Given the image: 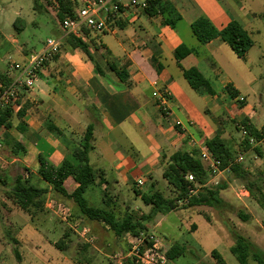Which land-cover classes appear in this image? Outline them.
<instances>
[{
	"label": "crops",
	"instance_id": "1",
	"mask_svg": "<svg viewBox=\"0 0 264 264\" xmlns=\"http://www.w3.org/2000/svg\"><path fill=\"white\" fill-rule=\"evenodd\" d=\"M178 4L176 0H161L160 6L155 7V13L159 12L156 15L130 10L111 25L110 31L99 33L90 30L85 41L93 42L98 48H89L98 71L78 49L61 50L57 57L45 63L33 89L20 91V107L24 111L21 119L14 113L11 127L0 128L2 150L7 154L6 157L0 151V165L4 167L3 176L10 184L20 174L24 180L29 181L32 176L37 179L39 155L54 166L60 165L91 125L93 150L89 153V162L103 173V179H97L84 196L90 205H98L97 208L117 214L120 200L130 201L133 193L141 201L135 191L150 192L152 184L155 189L159 183L157 178L163 181V165L173 153L179 150L197 151L189 144L190 140L198 145L219 135L226 141H237L241 136L235 122L243 118L256 130L264 128V124H253L256 112L248 105L242 91L243 88L251 90L257 83L252 72L260 70L259 60L251 54L256 44L253 42L246 55L237 58L220 38L201 44L190 28L195 20L205 17L216 30L235 21L251 32L249 28L256 21L263 24L264 0H192L197 13L194 17L179 13ZM63 35L64 32H60L57 38L62 39ZM9 45L22 58L19 63L36 52L18 46L16 39L9 41ZM179 47L189 50V54L182 59H177L175 55ZM15 63L10 57L0 55V75L13 77L15 72L10 70V66ZM108 64L122 70L125 80H120ZM2 65L5 69L1 68ZM190 68L201 73L209 83L211 93L205 88L194 90L189 86L183 71ZM155 91L167 92L170 115L163 116L156 107L152 96ZM240 98L244 101L240 102ZM48 125L57 128L60 134L49 132ZM10 141L19 143L25 153L20 157L12 156L6 146ZM223 173L219 176L224 181L220 185L232 188ZM138 180L143 183L140 187L136 185ZM74 186L71 179L65 181L68 193ZM225 189L219 194L225 204L223 212L229 216L234 208L242 209L248 220L233 224L242 236L264 253V212L246 190L240 197ZM8 190L0 187L3 195L0 199V264H52L55 257L57 264H83L82 260L85 264L97 263L98 256L102 255L100 252H97L98 255L88 249L83 258H79L77 252L73 253L71 248L75 236L86 242L81 233H77L74 224L61 219L56 202L46 198L38 211L29 215L16 205L9 204L6 198ZM122 202L127 212L136 209L144 214L148 209L145 206L144 209L132 208L130 203L126 205L127 202ZM205 208L208 209L204 206L179 207L160 216L153 229L167 215L183 209L201 218L198 221L191 219L186 229L206 232L218 242L219 249L205 251L199 243L185 242L179 245L185 247L184 255H190L189 263L180 261L184 257L182 255L168 264H215L210 257L213 250L227 264L225 258L231 255L233 242L219 219L210 218ZM229 220L233 222L232 218ZM27 225L31 236L43 237V247L56 248L61 255L54 258L51 255L38 258L30 252L29 257L24 255L21 246L27 240L23 233ZM123 240L122 248L127 245L125 248L128 249L129 241ZM160 240L165 241V248L171 245L164 238L160 237Z\"/></svg>",
	"mask_w": 264,
	"mask_h": 264
},
{
	"label": "trees",
	"instance_id": "2",
	"mask_svg": "<svg viewBox=\"0 0 264 264\" xmlns=\"http://www.w3.org/2000/svg\"><path fill=\"white\" fill-rule=\"evenodd\" d=\"M42 1L47 5L51 3L56 5L55 17L60 24L67 18L77 19V10L81 7L76 0H32L33 10L35 12L47 14V10H44L41 4ZM160 1L154 0L148 2L144 12L150 16L158 14L159 12L155 13V7L160 6ZM190 28L193 35L201 44H206L215 38H220L228 45L237 58L244 57L253 46L250 33L235 21L228 23L221 30H216L207 18L200 17L190 25ZM22 29L20 28L19 31ZM79 33L80 35L78 37L72 34L63 35L60 46L61 50L78 49L82 51L90 62H92L94 69L98 71L96 61L89 50L90 46H93L94 49L98 48H95L93 42L88 43L85 41L89 37L90 30L81 27ZM187 54H189V50H186L184 47H179L175 51L177 59H182ZM108 68L120 80H125L126 75L122 70L113 64H108ZM183 77L192 89L205 88L208 93H211L209 83L197 69L190 68L184 70ZM11 83L12 79L10 77L0 75V87L7 88ZM20 101L21 94L18 93L14 104L20 107ZM14 109V105L0 109V128L11 127V119L14 113L18 119H21L24 111L21 107L17 110ZM235 128L241 136V141L237 145V152L232 151L228 142L219 135L205 141V145L213 156L220 161L221 170H227L235 179L247 180L249 174L241 164L243 161L241 156L243 153L249 151L254 155L262 156L260 148L257 147L258 145L252 144L253 141L255 143L259 142L262 139V134L261 131L256 130L244 118L235 122ZM47 129L55 135L60 134L59 130L52 125H48ZM6 146L14 157H20L25 153L24 148L14 141L7 142ZM92 150L93 126L89 125L77 147L60 165L54 166L46 158L39 155L37 179L32 176L29 181L24 180L20 174L10 184L7 178L0 174V187L8 188L9 193L6 194V198L29 215H33L38 211L46 198L67 208H70V206L66 203H72L80 216L81 222L89 229L90 234L94 238H97L99 229H106L105 227H107L106 230H109L118 241H121L124 235H130L132 238H139L146 235L150 231L151 226L156 224L160 216H164L179 207H208L218 213L220 223L224 226L233 242V245L230 247V252L238 264H264V253L251 241L242 236L236 230L233 222H230V217L223 212L225 204L219 198V194L226 187L219 184L204 186L207 180V167L197 158V151L190 153L179 150L173 153L163 165L162 179L167 185V191L172 193V197H166L164 190H154V184H152V190L150 192L138 193L135 191V194L140 196L142 204L148 207V212L138 215L135 212L124 211L122 216L119 217L112 210L93 207L84 196L86 190L97 179H103V173L90 165L89 153ZM188 174L193 175L195 185L198 187L197 192L190 197L188 196V190L193 185L185 180ZM67 179H71L75 184L71 193H68L65 188V181ZM257 184L259 183L247 180L245 190L248 192L250 198L264 212V193ZM184 200H187V204L179 205ZM234 214L241 222L248 220V216L242 209H236ZM185 251V247L179 244H171L166 248L165 255L168 261H172L184 255ZM128 252L129 249L128 251L122 250L120 253V257H122L121 264H139L134 257L128 255ZM16 257H18L17 253ZM210 257L214 260L215 264H225L216 250L210 253Z\"/></svg>",
	"mask_w": 264,
	"mask_h": 264
},
{
	"label": "rangeland",
	"instance_id": "3",
	"mask_svg": "<svg viewBox=\"0 0 264 264\" xmlns=\"http://www.w3.org/2000/svg\"><path fill=\"white\" fill-rule=\"evenodd\" d=\"M130 1V0H129ZM138 2L142 0H136ZM179 4L178 7L179 13L185 17H194L197 15L196 10L192 6V0H176ZM44 10H47V14L38 13L33 10L32 0H0V55H4L5 57H10L11 61L19 63L22 61V58L16 54L15 51L12 50L11 45H9V41L16 39L18 41V46L24 47L25 50L28 51H39L44 45L47 39L49 38H57V35L60 32H63L61 24L57 21L55 17L56 13V5L51 3L49 5L45 4L44 1L41 2ZM80 4V1H78ZM52 14V15H49ZM17 21V22H16ZM20 28H23L21 31ZM249 29H252L250 33L252 41L256 44V49L251 51V54L256 55L255 57L259 60L260 70L254 69L252 72V76L257 80L256 85L251 89L247 90L243 88V94L246 98V101L250 107L256 112V119L253 120V124L255 126L264 124V26L262 22L256 21ZM5 59H3L4 61ZM2 69H5V65L1 66ZM261 75L258 77V75ZM239 102V101H238ZM238 134V133H235ZM241 138L236 140L227 139L228 145L231 147L232 151L237 152V145L240 143ZM264 144V143H263ZM260 144L257 147L260 148L262 152V156H255L251 151L242 154L243 161L241 164L243 168L248 172L247 180L255 181L259 184V188L264 193V145ZM3 151V150H2ZM1 151V152H2ZM2 155L7 157L5 151L2 152ZM238 156V155H236ZM257 157L255 159V157ZM3 160H5L3 158ZM4 167L0 165V174H4ZM224 178L229 181L230 186L226 185V192L231 190L235 195L241 196V193L246 188L247 180H239L235 179L231 173L224 172ZM158 179V184L154 190L163 191L166 197H172V193L167 191V185L164 181H161L160 177ZM217 183L220 185L221 182H224L220 177H217ZM131 199L122 201L127 202L126 205L130 203L132 208L144 209V205L141 201H139L133 193H131ZM3 197L2 193H0V199ZM5 198V197H4ZM10 203L14 205L11 200L7 199ZM121 200L118 202V213L119 217L122 216V213L126 210L125 204ZM93 203V202H92ZM70 206L69 210L64 212L68 214V223H72L76 226L77 233H81L84 227H86L80 220V216L77 213L75 206L71 203H66ZM93 207H98V205H93ZM186 209V208H185ZM206 209V208H205ZM210 218L214 220H218V213H216L213 209H206ZM233 212L229 214L228 217L232 218L234 222H241ZM263 211V210H262ZM130 212H135L136 214H140L138 210L133 209ZM148 209L144 213H147ZM26 216V215H25ZM263 216V215H262ZM27 217V216H26ZM191 219H195L198 221L201 219L198 216H193L192 214L187 213L185 210H177L173 213L167 215L160 224L153 229L151 226L150 231L155 235L156 238L160 239L164 238L169 241L171 244H183L185 242L199 243L205 251L208 249H219L218 242L211 239L207 236L206 232H190L186 229L188 222ZM29 226L23 228V233L26 235L25 245L21 246L24 255L28 256V253L35 254L38 258L43 256L51 255L54 256L61 255L60 252L57 251L56 248L51 247H43L44 243L43 237L39 235L31 236ZM155 231V232H154ZM86 235L83 238H91L93 240L92 244L83 243L82 240L78 239L75 236L74 245L71 250L73 253L77 252L79 258H83L88 254V249L92 251V253L98 254L99 252L102 255L98 256L99 259L97 263L93 264H120L122 260L120 259V253L123 251H128L124 245V249L122 248L123 242L126 235L123 236L121 241H118L114 235L106 229H99L97 238H94L89 229L85 230ZM148 232V233H149ZM86 241V240H85ZM127 242V239H125ZM165 244V241H163ZM37 245V246H36ZM93 246V247H91ZM98 252V253H97ZM85 254V255H84ZM68 255L73 258L70 251H68ZM103 255H108L103 257ZM29 257V256H28ZM76 257V256H74ZM180 259L182 262L189 263L191 260L190 255H184ZM227 264H238L234 256L228 255L225 258ZM85 264L84 260L81 261ZM56 257L52 260V264H57ZM60 264V263H59Z\"/></svg>",
	"mask_w": 264,
	"mask_h": 264
},
{
	"label": "built area",
	"instance_id": "4",
	"mask_svg": "<svg viewBox=\"0 0 264 264\" xmlns=\"http://www.w3.org/2000/svg\"><path fill=\"white\" fill-rule=\"evenodd\" d=\"M81 7L77 10V19L67 18L61 24L65 35L72 34L76 37L80 35L79 30L81 27H85L89 30L99 33L108 32L111 30V25L125 12L130 10H141L147 7L148 2L154 0H142L140 2L136 0H130L123 2L122 0H79ZM61 39L49 38L46 40L45 45L36 52H33L23 63L11 64L10 70L15 72V75L11 77L12 83L7 88L0 87V109H4L8 106L14 105V108L18 107L14 104L17 99L18 93L21 90L30 91L33 89L34 83L37 80L40 70L45 63L53 60L61 53ZM156 107L160 110L163 116L170 115L169 109V97L167 92L155 91L152 94ZM243 102L244 99H238ZM261 131L262 139L252 144L264 143V128ZM189 144L196 147L197 158L203 162L207 167V180L204 186L217 185V177H219L224 171L220 169V161L217 160L213 154L209 151L205 143L195 144L193 140L189 141ZM264 145V144H263ZM3 149L0 141V151ZM27 175V174H26ZM185 180L193 185L189 187L188 196L194 195L198 187L195 185L194 177L191 174L186 175ZM138 187L142 186L141 180L136 182ZM57 204L60 217L63 221L67 222L68 214L64 213L69 208ZM187 204V200L180 202L179 205ZM88 229L84 227L81 231V235L85 236ZM129 241L128 255L134 257L139 264H168L169 261L166 258V248L163 242L156 238L151 232L139 238H132L130 235L124 237ZM85 239V238H84ZM86 243L92 244L91 238L85 239ZM122 260V257L120 258ZM121 264V263H120Z\"/></svg>",
	"mask_w": 264,
	"mask_h": 264
}]
</instances>
